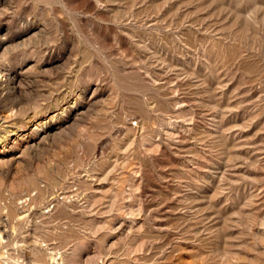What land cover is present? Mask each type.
Wrapping results in <instances>:
<instances>
[{"label": "rangeland", "instance_id": "rangeland-1", "mask_svg": "<svg viewBox=\"0 0 264 264\" xmlns=\"http://www.w3.org/2000/svg\"><path fill=\"white\" fill-rule=\"evenodd\" d=\"M0 264H264V0H0Z\"/></svg>", "mask_w": 264, "mask_h": 264}, {"label": "bare ground", "instance_id": "bare-ground-1", "mask_svg": "<svg viewBox=\"0 0 264 264\" xmlns=\"http://www.w3.org/2000/svg\"><path fill=\"white\" fill-rule=\"evenodd\" d=\"M2 78V77H1ZM12 131V130H11Z\"/></svg>", "mask_w": 264, "mask_h": 264}]
</instances>
